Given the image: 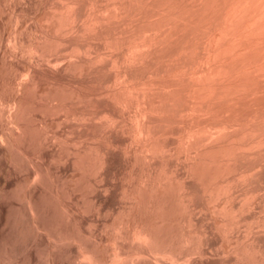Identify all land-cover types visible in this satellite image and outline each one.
Segmentation results:
<instances>
[{
    "label": "bare ground",
    "instance_id": "6f19581e",
    "mask_svg": "<svg viewBox=\"0 0 264 264\" xmlns=\"http://www.w3.org/2000/svg\"><path fill=\"white\" fill-rule=\"evenodd\" d=\"M76 2L0 0V264H264V0Z\"/></svg>",
    "mask_w": 264,
    "mask_h": 264
},
{
    "label": "rangeland",
    "instance_id": "374dc122",
    "mask_svg": "<svg viewBox=\"0 0 264 264\" xmlns=\"http://www.w3.org/2000/svg\"><path fill=\"white\" fill-rule=\"evenodd\" d=\"M61 1H62V0H61ZM63 1H64V0H63ZM78 2L83 3L82 0H81V1L78 0ZM78 2H76V3H77V7H79L78 5L80 4V3H78ZM74 3H75V1H74ZM71 4H73V3H71ZM74 5H76V4H74ZM80 5L82 6V4H80ZM74 7H76V6H74ZM41 16H42V15H41ZM28 18H29V19H28V22L30 23V22L32 21V19H30V17H28ZM29 20H30V21H29ZM26 24H28V23L26 22ZM178 166L181 168V167L183 166V164H182V163H179ZM50 170H51V171H50V174L52 173L51 175H53L52 170L54 171V175H56V174H55V171H57V174H59V173L61 174V173L64 172L65 169H64L63 167H60V168L57 167V168L55 169V168H53V166H52V168H51ZM123 172H124V167H118V168L113 169V171L108 172V174H107V177L110 178V179H113V180L115 181V184H117V186H114V188H113V190H114L115 192L119 191V187H120L119 184L121 183L122 177H123V175H124ZM83 225H85V221H83ZM112 231H113V230H112ZM44 238H45V237H43L42 239L44 240ZM42 239H41V241H40V244H41V242H43ZM46 240H47V239L45 238V241H44L45 244L43 243V246H40V248H41V247L43 248L44 246L46 247V245L48 244V241H46ZM46 242H47V243H46ZM41 245H42V244H41ZM48 245H49V244H48ZM45 247H44L45 250L40 249L41 253H40V251H39V255H38V257L40 256V254H42V256H41L42 258H41V257L38 258L37 256H34V255H33V252H30V253H29V251H31L30 249L27 250L28 253H29L30 255H25V253L23 254V256L25 255V257H23L24 259H25L27 256L29 257V258L27 257V258H26L27 261L25 260L26 262L23 261V263H25V264H33L35 261H37L38 264H46V263L48 264V263L51 262L52 258L50 257L49 260H48V262H46L45 260L48 259L47 257H45V256H46V252H47V253L49 252V254L54 255L53 260H54L55 256H56V258H57V255H55V253L57 254V250L54 251V253H50V251L52 250V249L50 248V246H49L48 248L46 247L47 250H46ZM49 248L51 249L50 251L48 250ZM42 250H43V251H46V252L43 253ZM27 251H26V252H27ZM51 252H53V250H52ZM58 253H59V251H58ZM26 254H27V253H26ZM49 254H48V255H49ZM32 255H33V256H32ZM48 255H47V256H48ZM51 255H50V256H51ZM58 255H60V253H59ZM30 256H31V258H30ZM45 258H46V259H45ZM57 259H60V257L58 256ZM53 260H52V261H53ZM29 261H30V262H29ZM54 261H57V260L55 259ZM54 261H53V262H54ZM58 261H59L60 263H59ZM58 261H57V262H54V264H55V263H56V264H61V261H60V260H58ZM51 264H52V263H51Z\"/></svg>",
    "mask_w": 264,
    "mask_h": 264
}]
</instances>
